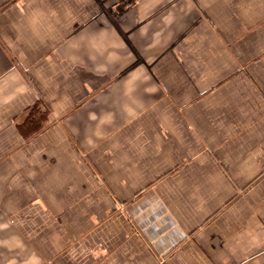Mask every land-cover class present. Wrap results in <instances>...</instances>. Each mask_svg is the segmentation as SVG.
I'll list each match as a JSON object with an SVG mask.
<instances>
[{
    "label": "crops",
    "instance_id": "1",
    "mask_svg": "<svg viewBox=\"0 0 264 264\" xmlns=\"http://www.w3.org/2000/svg\"><path fill=\"white\" fill-rule=\"evenodd\" d=\"M0 264H264V0H0Z\"/></svg>",
    "mask_w": 264,
    "mask_h": 264
},
{
    "label": "trees",
    "instance_id": "2",
    "mask_svg": "<svg viewBox=\"0 0 264 264\" xmlns=\"http://www.w3.org/2000/svg\"><path fill=\"white\" fill-rule=\"evenodd\" d=\"M48 110L45 107L39 106L37 112L33 114V120L36 122L41 117L47 116Z\"/></svg>",
    "mask_w": 264,
    "mask_h": 264
}]
</instances>
